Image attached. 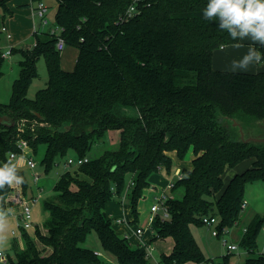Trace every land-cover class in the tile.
<instances>
[{
    "label": "trees",
    "instance_id": "16d2710c",
    "mask_svg": "<svg viewBox=\"0 0 264 264\" xmlns=\"http://www.w3.org/2000/svg\"><path fill=\"white\" fill-rule=\"evenodd\" d=\"M10 1L0 0V27L12 16ZM130 2L58 0L54 22L63 27L65 44L76 49L72 69L60 65L56 37L48 31L34 33L32 48L11 49L21 59L10 98L0 102V116L14 121L11 127L0 123V166L11 160L10 153L19 152L20 139L32 153L44 144L45 170L70 150L85 157L108 128L119 131V145L59 176L55 194L43 202L47 217L32 234L21 230L23 244L12 242L10 264L99 262L93 249L81 246L91 229L116 264H148L144 247L115 232L106 203L121 202L126 191L137 220V202L150 187L148 177L170 174V152L183 160L189 149L191 167L180 169L182 177L169 190L180 195L169 192L164 203L169 218L156 216L153 240H173L171 251L160 256L163 264L204 263L211 258L202 252L191 225H203L204 215L218 217L219 232L238 223L246 184L264 180V142L243 141L233 125V120L242 128L264 120V71L212 67L214 49L239 41L203 18L207 0H143L134 17L119 22ZM2 38L0 31V42ZM255 46L264 54V47ZM40 56L46 85L28 98ZM3 63L0 52V77ZM121 107L133 108L135 114H120ZM247 159L249 167L225 179L227 169ZM17 174L24 178L26 191L23 171ZM10 188H0L4 213ZM262 222L255 215L246 225L239 245L249 255L241 264H264V254H254ZM220 264L234 263L224 254Z\"/></svg>",
    "mask_w": 264,
    "mask_h": 264
},
{
    "label": "rangeland",
    "instance_id": "374dc122",
    "mask_svg": "<svg viewBox=\"0 0 264 264\" xmlns=\"http://www.w3.org/2000/svg\"><path fill=\"white\" fill-rule=\"evenodd\" d=\"M41 1L48 6V9L43 17L44 19L47 20V23L43 26L41 25L42 24L41 18L38 16L36 9L38 5V0H12L11 2H9V6L12 9V16H6L4 20V24L5 25L7 24L8 27L10 25L9 28L11 30V33L14 34V38L18 40L23 39L22 40L23 42H21L20 44L21 46L31 45V43L34 41V35L33 33H31L33 24L36 27V29H44L45 31H47L49 28L54 27V14L57 9L58 0H41ZM7 44H8L7 40L2 38L0 42V52L7 49ZM75 56H76L75 47L71 45H66L63 50L59 51L60 65L65 69H72L74 66ZM20 59H21V55L18 52H13L4 59V63L2 64L1 67V71L3 72V75L0 77V102L2 103H7L10 98L12 82L18 75V71H19L18 61ZM262 63L264 62H261V64ZM46 81H47V69H46L44 57L40 56L37 61V76L31 80L28 86L27 97L33 98L35 92L46 85ZM119 113L126 115H133L135 114V110L129 107L128 108L121 107ZM242 130L244 132V135L247 137L248 136L261 137L260 135H264V120H262L261 122L258 121L252 122L248 126L245 125L243 126ZM118 145H119V131L117 129L108 128L104 131V134L102 135L101 138L95 140L91 144V147L87 151L86 157L88 159H95L99 157L106 150L117 149ZM43 150H44V144H40L38 146L37 153H30L32 159L36 162V166L34 168H29L28 166L19 163V161L22 160L21 157H15L12 160L13 163L18 164V169H21L23 171L24 176L26 178L27 181V188L25 191L26 196L28 197L33 196L36 198V202L33 205V211H34L33 214L40 221H44L48 215L47 211L44 210L43 208V202L45 199L50 198L55 194L53 186L55 182L58 180L59 176L68 170L71 172L76 168V166L74 165H70V166L66 165V161L68 158L76 157L75 153L70 150L62 157L56 156L50 167L47 170H45L44 165L41 163ZM191 155H193L192 151H191ZM188 158L189 155L186 154L183 160H179V161L176 159L173 160V167L171 169L170 174H166L164 172L163 174L159 175V173H155L151 177L150 187L153 186L154 189L147 188L144 190L143 196L137 202L138 217L137 220L135 221L132 220L133 223L140 226L145 225L146 218L149 214V205L153 201V194L165 190L164 189L165 187L162 186L170 178H174L175 180V177L172 175V171L174 167L177 164L180 166L187 164L189 161ZM242 163L238 164L237 166L238 168L228 169L225 175L229 173V170L240 169L239 167L242 166ZM35 172L39 174L38 180L36 182L33 179V174ZM128 178L129 175L127 174L125 180L127 181ZM257 190L262 191L260 187V182H254L253 184H248L247 188L245 189L244 198L246 199L247 204L246 207L241 212V216L239 219L240 225L243 224V222H245L249 216L250 202H252V204L255 205L256 203L259 202V200H257L258 198L256 197ZM168 192L174 194L175 196L180 195V192H173V193L171 191ZM250 198L252 200H250ZM116 204H118V201L113 199L111 200V204L109 203L107 206L109 207L114 205L113 207L117 208ZM124 205L125 206L129 205L128 200L124 201ZM5 214H8V212H5ZM5 222H7V226L4 234L6 236H9L10 230L17 226L18 221L6 219ZM191 232L206 257L208 258L211 257L215 260H218L221 259L222 255L226 254L225 246L222 243V237L212 236L207 226L191 225ZM222 236L223 237L225 236V238L230 239L229 235L222 234ZM19 238L21 239V237ZM152 241H153L152 245L154 248L152 251V257H150V259L148 260V264H158L161 254L162 253L168 254L171 251L172 238L166 237L163 239H157L155 241L154 240ZM15 243L18 246H20L19 243L23 244L22 239L20 242L15 241ZM262 243H264V240L258 238V245L262 246ZM81 246L88 247L93 249L94 251L100 252V256H98L100 264H116L115 256L110 251H107L106 249L103 248L95 230L91 229L86 234L84 241L81 242ZM239 250L240 253H238ZM7 252L10 254V256H13L12 248H9ZM248 255L249 254L247 252L242 251L240 247L238 248L237 251H233L229 253L230 259L234 264H241ZM82 264H86V263L83 262ZM89 264H98V263L89 262Z\"/></svg>",
    "mask_w": 264,
    "mask_h": 264
},
{
    "label": "built area",
    "instance_id": "2783aa9c",
    "mask_svg": "<svg viewBox=\"0 0 264 264\" xmlns=\"http://www.w3.org/2000/svg\"><path fill=\"white\" fill-rule=\"evenodd\" d=\"M142 1L143 0H131L129 5H127L124 11L119 15L118 21L123 22V21H127L130 18L134 17L139 12L138 4ZM36 9H37L38 16L41 18V22H42L41 25L43 26L47 23V20L44 19L43 17L48 9V6L45 5L41 0H38V5ZM62 30H63V27L56 24L55 22H54V27L49 28L47 30L49 34L56 37L55 48L58 51L63 50L64 47L66 46L65 40L61 35ZM0 31L6 40L9 41L12 38V34L9 32L5 24L1 25ZM42 31H45V30L36 29L35 26L32 28L33 35L34 33H39ZM34 45H35V41L31 44L30 47L32 48ZM13 47L14 45L8 44L7 49L4 51H1V56L5 59L7 56L11 54V49ZM17 146L19 148V152L10 153L9 158L13 160L15 157H21L22 164L28 166L29 168H34L36 166V162L32 159L30 155V153L32 152H31V148L29 147L27 141L25 139H20L18 141ZM87 161H88V158L86 156L85 157L76 156L75 158H68L66 161V165L67 166H70V165L78 166ZM172 175L175 177V179H180L182 177L180 169L174 170ZM38 176L39 174L36 172L33 174V179L35 182L38 180ZM173 183H174V178H170L164 188L165 190L159 193L153 194V201L149 205V214L146 218L145 225L140 226V225L134 224L132 232H131L135 236V240L131 244H134L135 246H139V247L140 246L144 247L146 251V256L148 257V259L152 257V251L154 248L151 241L153 240L155 236H157V230L154 226L156 216H159L162 220L169 218V211L166 208L164 203L166 199L169 197L168 191L170 190L171 187H173ZM128 184L131 185L132 181H129ZM125 192L123 196L121 197L122 201L127 200L125 196ZM7 200H8L9 206L6 208L5 212H8V214H14L18 221L17 226L11 230V234L13 236H21V230H26L27 232H29L31 230L33 231L37 226L38 227L41 226L39 225V223L37 224V222H35L33 218V205L36 202V198L32 196H29V197L26 196V192L23 190L22 184L10 188ZM245 207H246V200L243 199L242 204H241V209L243 210ZM218 221H219L218 217L215 215L202 216V223L203 225L208 227L211 235L215 237H222V243L225 246L226 254H229L233 251H237L239 247L242 249V251L248 253V251L245 248L239 245V241L238 242L233 241V240L225 238V236L224 237L222 236V234L228 235L230 228L232 226L231 227L223 226L221 229V232H219ZM115 222L118 224L127 223V221L124 218H117L115 219ZM151 228L154 229V233L152 234L151 239L146 240L144 238L145 232L147 230H150ZM261 229L264 230V227H261ZM245 232H246V226L242 228V233L244 234ZM123 237L127 238L129 241L130 235L127 233H124ZM238 253H240V250ZM256 253L264 254V248L257 249ZM94 254L97 256H100V252L94 251ZM9 257H10V254L7 251L0 249V264H10ZM220 260L221 259L215 260L211 258L210 260L204 263H193V264H220Z\"/></svg>",
    "mask_w": 264,
    "mask_h": 264
},
{
    "label": "clouds",
    "instance_id": "9594fccd",
    "mask_svg": "<svg viewBox=\"0 0 264 264\" xmlns=\"http://www.w3.org/2000/svg\"><path fill=\"white\" fill-rule=\"evenodd\" d=\"M202 16L207 21L215 22L233 40L247 39L252 42L241 59L231 62L232 72L248 71L252 65L264 61V54L254 46L258 44L264 47V0H207ZM234 47L240 48L243 45L237 43ZM17 172L18 164L12 160L0 166V188L6 184L10 187L23 184L24 178ZM6 226L5 213L0 210V248L7 242L4 234Z\"/></svg>",
    "mask_w": 264,
    "mask_h": 264
},
{
    "label": "crops",
    "instance_id": "0c3cea01",
    "mask_svg": "<svg viewBox=\"0 0 264 264\" xmlns=\"http://www.w3.org/2000/svg\"><path fill=\"white\" fill-rule=\"evenodd\" d=\"M12 1V0H11ZM10 1V2H11ZM6 26H7V24H6ZM9 27H10V25H9ZM8 26H7V28H8V30H9V32L11 33V30H10V28H9ZM33 27H34V24H33ZM32 27V28H33ZM31 33H32V31H31ZM12 34V38L8 41L7 40V42H8V44H12V45H14V47L15 48H31L30 46L31 45H25V46H21L20 44H21V42H23L22 40L23 39H16V38H14V34L13 33H11ZM3 36V35H2ZM3 38H4V36H3ZM5 39V38H4ZM6 40V39H5ZM34 42V41H33ZM32 42V43H33ZM31 43V44H32ZM238 43H240V44H242L243 45V47H240V48H236V47H234V45L235 44H237V43H234V44H226V45H224V46H221V47H219V48H216V49H214L213 51H212V55H211V65H212V67L213 68H215V69H220V70H226V71H231L230 70V66H231V62L233 61V60H239V59H241L242 58V56L248 51V46L250 45V44H252V42L250 41V40H243V41H239ZM7 44V45H8ZM255 46V45H254ZM256 47V46H255ZM12 53V52H11ZM75 60V59H74ZM262 62H264V61H262ZM257 71H264V63H260V64H255V65H252L250 68H249V70L248 71H243V72H257ZM187 155H189V158H188V163L187 164H184L183 166H180V165H176L175 167H174V169H173V171L174 170H176V169H181L182 167H186V168H190L191 167V160H192V157H193V155H191V151H190V149H189V151L187 152ZM170 156L172 157V159L173 160H178L179 161V159L177 158V156H176V153H175V151H172V152H170ZM243 162H245V163H242V166L241 167H239L240 169H238V170H236V169H234V170H229V173L227 174V175H224V177H225V179H228V178H230L235 172H240V171H242V170H244L245 168H247V167H249L250 166V164H251V160L250 159H247V160H245V161H243ZM19 163H21L22 164V160H20L19 161ZM240 163V164H241ZM235 168H238V167H235ZM173 171H172V173H173ZM228 171V169L225 171V173ZM164 172L162 171L161 173H159V175H161V174H163ZM233 173V174H232ZM155 173H153V174H151L149 177H148V181H149V183H150V179H151V177L154 175ZM167 182L168 181H166L165 183H164V185L162 186V187H165L166 186V184H167ZM254 182H260V187H261V190L262 191H259V190H257V194H256V197L258 198L257 200H259V202L258 203H256V205L255 204H252V202H250V206H249V208H250V213H249V216H248V218H247V220L245 221V222H243V224H241L240 225V221H238V223H236L235 225H233L231 228H230V231H229V233H228V235L230 236L229 238H230V240H233V241H239L240 240V238L242 237V235H243V233H242V228L244 227V226H246L248 223H249V221L255 216V215H259L260 217H262V218H264V180H258V181H253V182H250V183H247L246 184V186H245V189L247 188V185L248 184H253ZM39 188V187H38ZM149 188H153V186H151V187H149ZM154 189V188H153ZM244 195H245V192H244ZM33 197V196H32ZM245 199V198H244ZM246 200V199H245ZM250 200H252L251 198H250ZM249 202V201H248ZM111 204V201H109L107 204H106V206L108 205V204ZM246 204H247V201H246ZM106 206H105V212H106V214H107V216L109 217V218H111L112 219V221H113V228L115 229V231L117 232V234H119L120 236H123V234L124 233H127V234H129L130 235V237H129V242L130 243H133L134 242V240H135V236L131 233L132 232V229H133V226H134V224L135 223H133L132 222V220H133V216H132V214H131V212H130V205H128V206H125L124 205V201H122V202H118V204H116V207L118 208V210H117V208H115V207H113L114 205H112V206H107V208H106ZM33 213H34V211H33ZM33 218H34V220H35V222H37V224L39 223V225H42V222L43 221H40V220H38L36 217H35V215L33 214ZM117 218H124L126 221H127V223H121V224H118V223H116L115 222V219H117ZM6 219H8V220H17V218L15 217V215L14 214H5V221H6ZM261 227H264V222H262V225H261ZM15 228V227H14ZM14 228H12V229H14ZM11 229V230H12ZM11 230H10V235L9 236H6L7 237V242H6V244L2 247V248H0V249H2V250H5V251H7L9 248H11V244H12V242L13 241H21V239L19 238V237H21V236H13L12 234H11ZM34 231V230H33ZM32 230L31 231H29L30 233L31 232H33ZM154 233V229L153 228H151L150 230H147L146 232H145V235H144V238L146 239V240H149V239H151V237H152V234ZM258 238H261L262 240H264V230H262L261 228H260V230H259V232H258V235H257V238H256V242H257V244H258ZM158 239H161V238H158ZM163 239V238H162ZM157 240V239H156ZM155 241V240H154ZM153 241H151V243H152ZM19 245L20 246H22V244L21 243H19ZM172 245H173V240H172ZM262 248H264V243H262V246H259L258 245V247H257V249H262ZM209 258H211V257H209ZM100 262V261H99ZM99 262H97L98 264H100ZM86 264H89V262L87 263L86 262ZM158 264H163L162 262H161V258L159 259V261H158ZM184 264H193L192 262H187V263H184Z\"/></svg>",
    "mask_w": 264,
    "mask_h": 264
},
{
    "label": "water",
    "instance_id": "95a60500",
    "mask_svg": "<svg viewBox=\"0 0 264 264\" xmlns=\"http://www.w3.org/2000/svg\"><path fill=\"white\" fill-rule=\"evenodd\" d=\"M0 123L3 124L4 126H10V127L14 125L13 119L9 116H6V115L0 116ZM233 125L238 127L239 133H240V138L243 141H245V142H248V141L264 142V137H262V136L261 137H257V136L245 137L244 132L242 130V127H241L240 123H238L237 121L233 120ZM67 128H69V127H67Z\"/></svg>",
    "mask_w": 264,
    "mask_h": 264
}]
</instances>
